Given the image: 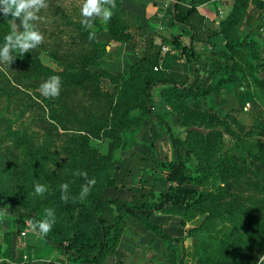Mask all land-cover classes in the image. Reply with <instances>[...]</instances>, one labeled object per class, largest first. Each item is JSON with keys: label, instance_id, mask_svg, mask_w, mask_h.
I'll return each instance as SVG.
<instances>
[{"label": "rangeland", "instance_id": "1", "mask_svg": "<svg viewBox=\"0 0 264 264\" xmlns=\"http://www.w3.org/2000/svg\"><path fill=\"white\" fill-rule=\"evenodd\" d=\"M182 2L193 4L203 16V27L217 32L212 45L193 43L202 57L209 50H225L227 37L253 39L262 68L254 67L245 51L235 46L231 54L239 67V84H223L215 92L190 97H180L178 90L164 84L151 89L154 111L181 140L183 165L193 176H205L209 168L214 171L201 184L191 185L208 191L200 202L167 222L171 236L181 239L167 248L139 219L111 206L100 213L109 228L120 224V243L134 255V264H214L217 258L227 264H257L264 256V225L255 224L256 236L251 221H264V0ZM47 4L40 13L47 22L37 24L44 35L42 48H54L65 61L83 48L99 56V65L90 67L92 72L105 69L122 75L118 81L101 76L64 90L56 98H46L39 89L33 94L30 88H23L22 77L18 79L7 65L0 66V189L8 195L29 189L32 212L43 217L44 210L51 208L56 224L71 231L88 223L90 198L125 157L128 163L136 156L145 159L149 174L148 179H142L145 186L151 187L157 178L151 170L153 142L163 130L142 111L141 76L128 69L136 61V49H141L152 56L151 71L156 76L174 60L187 38L177 25L168 23L165 10H160L159 28L154 26V18L142 31L127 14L129 8L135 11L139 6L130 0H116L113 29L125 34L127 40H112L108 22L96 19V38L90 41L77 37L74 30V23L81 20L82 0H47ZM2 23L12 31L20 21L2 15ZM100 31L106 39L97 36ZM154 46L159 47L156 53ZM42 48L29 53L55 69ZM180 75L178 71L177 77ZM28 140L36 150L45 147L39 153L45 157L40 162L38 183L53 179V186L47 187L42 197L33 195L37 182H31L26 165ZM76 170L96 180L84 200L78 197L86 181L73 175ZM62 183L69 184L67 202L61 200Z\"/></svg>", "mask_w": 264, "mask_h": 264}, {"label": "trees", "instance_id": "2", "mask_svg": "<svg viewBox=\"0 0 264 264\" xmlns=\"http://www.w3.org/2000/svg\"><path fill=\"white\" fill-rule=\"evenodd\" d=\"M166 11L169 14L168 23L177 25L181 32L186 35L187 42L179 47L178 55L169 63L168 67L159 69L156 76L151 71L152 56L145 54L141 49H136V61L129 67L128 71H135L141 76L142 111L162 128L170 145L171 159L160 160L154 156V168L151 170L155 171L157 178L153 179L151 187L145 186L142 179L144 177L148 179L149 174L143 172L137 181L140 191L130 201L101 195L103 187L114 184L111 174L99 184L90 198L88 213L90 219L86 225H78L68 231L62 225L54 224L52 230L43 238L49 246L57 249L71 262H74L73 264H100L106 255L113 251L121 232V226L119 223H115L114 228H109L100 213L101 209H107L111 206L116 210L123 211L128 216L139 219L146 230L156 235L169 248L172 242L178 241L181 237H174L164 232L160 225L150 221L149 216L155 212L176 215L200 202L203 196L208 193V191L197 190L191 185L201 184L203 179L210 177L214 171L209 168L205 176H193L183 165L179 150L181 140L172 135L168 123L154 111L151 99L152 87L164 84L171 89L178 90L180 97H190L204 96L210 92H215L223 84L232 82L239 84L240 77L237 74L239 67L231 54L235 46L245 51L254 67L262 68V61L257 53L258 44L253 39L237 40L227 37L225 50H209L207 56L202 57L195 51L193 43L212 45L211 38L217 32L203 27V16L198 13L193 4L184 5L182 0H176L175 3L165 9ZM74 26H76L74 30L77 32V37L88 39L90 30H85L81 23H74ZM107 31L112 40L120 42L127 40L125 34H118L113 29L112 17L108 21ZM9 32L10 29L2 23V14H0V45L4 43V37ZM39 47L42 48V46ZM158 48L157 46L153 47L155 53ZM42 49L56 65L55 69L43 64L37 56H32L30 53L21 56L18 52H13L16 59L9 66L18 79L20 77L24 79L23 88H30L33 94L37 93L35 91L39 89L42 82L53 75H58L61 79L60 93L82 85L85 81H96L101 76L110 81H118L122 78V75L111 74L105 69H101L100 72H92L90 67L99 65V56L89 54L83 48L77 52H72L69 61H65L63 56L54 48ZM178 71L181 72L180 77H177ZM44 150V146H39V149L36 150L33 142L29 140L26 142V165L30 170L29 175L33 184L38 182L37 174L41 168L40 162L45 157L43 156L45 154L39 155V153ZM136 159L144 168L147 167L144 158L136 156L134 159L131 158L130 162H134ZM42 184L51 187L53 186V179ZM146 196L151 199H146ZM31 198L29 189L12 195H8L0 189V209L8 208L12 213L6 219L11 225L9 234L18 233L25 224H28L29 219L37 221L43 219L36 212H32L34 207L31 205ZM180 223L182 226V222ZM257 223L264 225V221H251L253 232L259 236L258 230L254 227ZM188 231L189 229L186 234ZM214 264L227 263L217 258Z\"/></svg>", "mask_w": 264, "mask_h": 264}, {"label": "crops", "instance_id": "3", "mask_svg": "<svg viewBox=\"0 0 264 264\" xmlns=\"http://www.w3.org/2000/svg\"><path fill=\"white\" fill-rule=\"evenodd\" d=\"M138 9L129 8L128 16L136 22V25L143 31L144 27L155 18L154 26L158 27V22L162 19L159 7L160 0H130ZM133 12V13H132ZM154 19V20H155ZM159 28V27H158ZM99 34V35H98ZM97 36L104 39L106 34L102 31ZM153 154L160 160L171 159V149L166 136H157L154 139ZM128 157L117 163L116 170L112 173L114 184L101 189L102 196L117 197L122 200L130 201L134 195L140 191L138 184L139 176L146 171L139 160L127 162ZM124 160L126 162H124ZM122 165V167H120ZM122 169V170H121ZM119 173V175H116ZM160 174L159 172H157ZM175 215H165L162 212H155L149 216L150 221L160 225L163 231L172 235L168 231L169 221H174ZM10 222L3 220L0 222V261H11V264H73L67 256L63 255L57 249L49 246L43 236L33 231L29 224H25L18 233L9 234ZM171 233V234H170ZM120 236L114 246L111 254L106 255L100 264H134V255L120 243ZM132 252V251H131ZM131 255V257L129 256ZM28 259L25 261L24 257ZM132 259V260H130Z\"/></svg>", "mask_w": 264, "mask_h": 264}, {"label": "clouds", "instance_id": "4", "mask_svg": "<svg viewBox=\"0 0 264 264\" xmlns=\"http://www.w3.org/2000/svg\"><path fill=\"white\" fill-rule=\"evenodd\" d=\"M48 7L47 0H0V14L10 16L14 20H19V25H13L4 37V43L0 45V66L10 64L16 59L13 52H18L21 56L39 47L44 42V35L37 27L38 23H46L47 18L40 15L41 10ZM116 7V0H82L80 8L81 26L85 30H90L88 39L94 40L96 32L94 22L100 19L107 23L113 16V9ZM61 79L58 75L50 76L39 86L40 94L46 98H56L59 96ZM74 176L85 179L81 185L79 199L84 200L90 194L92 187L96 184L95 178L88 179L87 173L81 170L73 172ZM47 191V186L36 183L34 185V196L42 197ZM61 200L67 202L69 196V184L60 185ZM12 213L8 208L0 209V222L9 218ZM56 223L55 212L51 208L44 210L43 219L28 220L31 229L41 236H46ZM27 261L28 257H24ZM0 264H11V261H0ZM257 264H264V256L258 258Z\"/></svg>", "mask_w": 264, "mask_h": 264}, {"label": "built area", "instance_id": "5", "mask_svg": "<svg viewBox=\"0 0 264 264\" xmlns=\"http://www.w3.org/2000/svg\"><path fill=\"white\" fill-rule=\"evenodd\" d=\"M176 0H160V9L164 11L167 7H169L171 4L175 3ZM163 49H166V46H162Z\"/></svg>", "mask_w": 264, "mask_h": 264}]
</instances>
